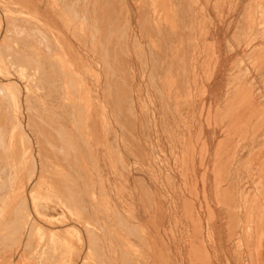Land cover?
<instances>
[{
  "label": "rangeland",
  "instance_id": "rangeland-1",
  "mask_svg": "<svg viewBox=\"0 0 264 264\" xmlns=\"http://www.w3.org/2000/svg\"><path fill=\"white\" fill-rule=\"evenodd\" d=\"M263 3L0 0V234L13 222L41 261L61 242L56 264H73L86 242L82 264H247V229L261 225L264 197L246 152L264 143V121L239 102L241 87L261 96L252 35H264ZM113 93L128 107L117 111ZM215 115L223 146L235 125L238 197L222 204L235 256L218 249V218L199 197L203 125ZM57 226L68 228L44 229Z\"/></svg>",
  "mask_w": 264,
  "mask_h": 264
},
{
  "label": "crops",
  "instance_id": "crops-1",
  "mask_svg": "<svg viewBox=\"0 0 264 264\" xmlns=\"http://www.w3.org/2000/svg\"><path fill=\"white\" fill-rule=\"evenodd\" d=\"M264 5V3H263ZM189 9V8H188ZM195 17L192 16L191 19L186 24L191 25L194 24ZM218 26V25H217ZM216 28V25H215ZM252 40L261 44V71L259 75H254L257 81H253V89L256 90V94L261 91V96H253L252 92L249 91L250 88L241 87L240 89L248 90L246 96L240 97L239 104L241 106H245V114L252 117L260 116L262 121H264V35H252ZM214 42L222 41V33L221 28L217 27L214 33ZM260 74L262 79L260 78ZM222 81H221V70L215 71L214 80L212 83L213 90V105L220 106L221 105V97L219 95V90L221 89ZM258 91V92H257ZM209 101L212 99L208 98ZM237 120V119H235ZM234 120L232 119L230 122V140L229 143L223 146V139L221 133V124L218 119L215 118L213 120L205 121L203 125V137L205 139V145H202V149L200 150L199 163L201 167L199 168V186H203V195L199 194V197H208L211 205L213 206L214 217L218 219L214 222L213 235L220 250H228L229 255L231 256L233 252L236 250V242H235V231L233 232L232 227H230L229 231L227 230V221L225 223L222 222V217L227 218V208L224 207L230 204L234 199V197H238V156H237V146L236 140L234 137ZM262 138L264 139V130L262 132ZM247 159L249 154H251L252 162L249 163L251 165V169L253 174H256L257 178L252 180L251 186H253V182H260L261 190L256 197H264V143L261 146H252L248 147L246 152ZM203 177V178H202ZM203 180V182L201 181ZM224 181V183H223ZM254 197V195H252ZM235 200V199H234ZM210 206V205H209ZM264 208V205H263ZM262 223L259 224V220L257 221L255 231L253 233L247 229V237H246V260L247 264H264V209L262 211ZM259 218V215H258ZM9 224V223H8ZM5 228L4 233L0 234V264H56L60 263L62 258V243H55V247L58 248L59 244V252L58 254L52 255L51 252L48 255L47 261L39 260V258H33L29 256V250L34 246L31 243H25V238L19 237L22 233L21 228L18 226L8 225ZM68 227H53L44 229H48L54 231L55 233L59 231L62 233L63 230ZM81 234H91L93 233V227H76ZM90 238H93L91 236ZM18 242V243H17ZM28 245V246H27ZM30 245V247H29ZM108 245V244H107ZM33 249V248H32ZM52 249V247H51ZM87 242L85 243L84 248L75 249L76 252L72 255L73 264H82L83 259L87 257ZM108 250L103 247V250ZM263 252V253H262ZM40 253V252H39ZM194 253V254H193ZM191 253V256H196L195 252ZM190 256V257H191ZM263 257V259H262ZM192 258V257H191ZM120 261L125 263V258L123 260H118V264ZM196 258L191 259V264H196Z\"/></svg>",
  "mask_w": 264,
  "mask_h": 264
},
{
  "label": "bare ground",
  "instance_id": "bare-ground-1",
  "mask_svg": "<svg viewBox=\"0 0 264 264\" xmlns=\"http://www.w3.org/2000/svg\"><path fill=\"white\" fill-rule=\"evenodd\" d=\"M101 13H102V12H101ZM101 18H102V17H101ZM14 21H15V20H14ZM22 26H23V25H22ZM20 30H21V29H20ZM27 31H28V30H27ZM111 80H112V79H111ZM112 81H113V83H115V82H114L115 79L112 80ZM112 81H111V82H112ZM116 82H117V81H116ZM118 83H119V82H117V87H119L120 84H121V83H119V86H118ZM109 86H110V85H109ZM112 86H114V85H111L110 88H111V89H114V88H112ZM120 87H122V86H120ZM106 88H107V87H106ZM110 88H109V89H110ZM115 88H116V84H115ZM123 88H125V91L127 90L126 87H124V85H123ZM123 88H122V90H123ZM128 88H129V87H128ZM118 89H119V88H118ZM118 89L116 88V89H114V91H113V90H112V91H113V92H117V91H119ZM122 90H120L121 94L123 93ZM107 93L112 94L111 92H108V91H107ZM107 93L105 92V94H107ZM127 93H128V92H127ZM130 93H131V92H130ZM114 94H115V93H113V95H114ZM123 94H124V93H123ZM123 94H122V96H123ZM107 95H108V94H107ZM115 95H116V94H115ZM115 95L113 96L114 98L111 97V99L113 98V100L111 101V104H112V102L114 101L113 103H114V105H115V107H116L115 109H116L117 111H121V110H122L121 108H123L125 105L127 106L129 103L124 104V106L122 105L123 107H121V104L123 103V100H121L120 97H119V98H118V97H115ZM128 95H129V94H128ZM118 96H119V94H118ZM124 96H125V95H124ZM124 96H123V98L128 99V98H126V97H124ZM127 97H128V96H127ZM131 99H132V97H131ZM128 100H129V99H128ZM125 101H126V100H125ZM125 101H124V102H125ZM108 102H109V100H108ZM126 102H127V101H126ZM128 102H130V101H128ZM130 104H131V103H130ZM111 106H113V105H111ZM129 106L131 107V105H129ZM79 107H80V106H79ZM127 107H128V106H127ZM127 107H126V109H127ZM115 109H114V110H115ZM126 109H125V110H126ZM128 109H130V108H128ZM128 109H127V110H128ZM116 110H115V111H116ZM125 110H124V111H125ZM116 114H118V115L120 116L121 113L119 112V113H116ZM126 114H127V113H126ZM130 115H131V114H130ZM121 117H122V114H121ZM127 117H128V116H127ZM82 118H83V117H82ZM129 119H130V116H129ZM121 120H123V119H121ZM38 123H39V122H38ZM42 123H43V121H42ZM40 125H41V124H40ZM40 125H38V126H40ZM42 125H43V124H42ZM44 126H45V125H44ZM40 127H41V126H40ZM47 127H48V126H47ZM37 128H38V127H37ZM44 128H45V127H44ZM48 128H49V127H48ZM44 130L46 131V128H45ZM45 131H43V132H45ZM47 135H48V134H47ZM41 136H42V135H41ZM46 138H47V137H46ZM46 138H45V139H46ZM40 139H41V138H40ZM51 140H52V139H51ZM53 140H55V139H53ZM47 141H48V140H47ZM49 141H50V140H49ZM52 142H53V141H52ZM122 171H123V170H122ZM126 228H127V227H126ZM92 234H93V233H92ZM17 243H18V242H17ZM262 253H263V252H262ZM262 259H263V257H262Z\"/></svg>",
  "mask_w": 264,
  "mask_h": 264
}]
</instances>
